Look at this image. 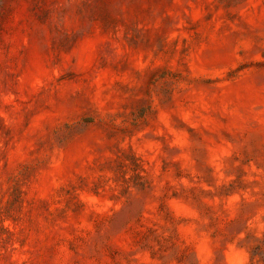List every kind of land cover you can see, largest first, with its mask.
Returning a JSON list of instances; mask_svg holds the SVG:
<instances>
[{
  "label": "rangeland",
  "instance_id": "1",
  "mask_svg": "<svg viewBox=\"0 0 264 264\" xmlns=\"http://www.w3.org/2000/svg\"><path fill=\"white\" fill-rule=\"evenodd\" d=\"M114 2L0 0V264H264V0Z\"/></svg>",
  "mask_w": 264,
  "mask_h": 264
},
{
  "label": "clouds",
  "instance_id": "2",
  "mask_svg": "<svg viewBox=\"0 0 264 264\" xmlns=\"http://www.w3.org/2000/svg\"><path fill=\"white\" fill-rule=\"evenodd\" d=\"M44 3L48 10V19L44 25V31L51 33L57 40H62L67 37L69 40L76 37H84L88 34L99 33L103 27L101 20L97 19L91 14L88 4L90 0H44ZM114 9L117 11L124 23H116L114 25L115 36L121 43H125L124 36L126 28L128 31V38L131 39L133 30L142 34L145 29V25L141 23H129L128 9L125 3L116 0L114 2ZM111 39V34L109 36ZM112 51L104 52V59L111 63H118L123 57L121 55V44L113 42L111 45ZM127 51V48L124 49ZM119 102H124L123 100ZM116 125H120L121 121L116 120ZM264 231V228H262ZM245 234H241L238 239H244ZM259 235V234H258ZM247 261L248 257L244 253H236L233 257Z\"/></svg>",
  "mask_w": 264,
  "mask_h": 264
}]
</instances>
